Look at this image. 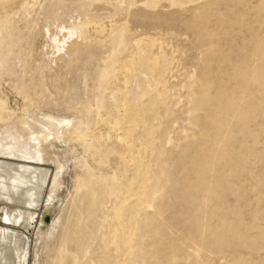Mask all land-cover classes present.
<instances>
[{"label":"rangeland","instance_id":"374dc122","mask_svg":"<svg viewBox=\"0 0 264 264\" xmlns=\"http://www.w3.org/2000/svg\"><path fill=\"white\" fill-rule=\"evenodd\" d=\"M35 1H12L7 20L10 27L4 34L10 60L0 73V114L21 116L37 104L35 109L43 115H38L39 120L50 115L53 122L63 123L69 117L62 109L46 104L47 97H41L36 80L42 79L50 87L52 77L58 81L72 77L75 62L71 55L76 46L71 42L85 40L80 36L66 40L76 22L88 20L86 29L92 36L97 34L94 28L102 24V34L109 37L115 20L119 24L126 21L129 48L115 54L117 67L100 87V115L94 110L89 115L88 132L95 147L85 152L83 143H55L69 155L61 174L62 183L52 199L43 201L48 196L45 189L41 206L25 228L21 222L4 220L6 207L13 203L0 201V226L27 237L26 264H34L36 253L37 264L42 263L46 233L67 202L78 170L74 160L82 155L95 177L102 175L110 181L112 173H117L113 188L105 197L103 213L93 219L92 225L93 232L98 227L104 232L102 246L109 245L108 217L117 202L114 196L117 191L134 192L141 177L130 188L129 165L134 168V164L122 155L128 153L121 146H114L112 151L106 149L114 141L119 144L126 122L136 114L151 119V91L162 83L159 77L134 75L129 95L141 100L143 106L136 113L131 104L118 106L123 96L118 90H123L118 66L134 54L135 41L147 35L156 37L168 54L167 44L178 46L180 63L167 75L168 100L163 98L154 109L155 117H162V125L156 133L158 144L153 153L157 155H149L148 150L143 157L153 173V185L145 191L147 207L141 212L135 237L141 255L134 258L133 264H149L152 253L159 254L162 260L176 256L174 264H185L188 259L190 264H243L236 258L245 254L243 247L258 254L264 252V0H199L176 5L159 0L155 9L142 4L143 0L132 4L128 0H93L90 13L82 10L80 0ZM113 4L118 6L115 14ZM167 28L172 31L165 32ZM52 37L59 40V49L51 45ZM205 49L215 53L205 56ZM13 70L21 73V78ZM143 84L148 89L141 96ZM22 88L26 89V96ZM124 108L130 112L128 119L114 125V117ZM151 136L142 123L132 130L134 140ZM3 157L0 154V160ZM6 160L28 165L20 158ZM125 164L129 171L123 170ZM40 166L51 172L55 168L50 160L42 161ZM22 169L20 173L27 172L26 167ZM16 186L2 184L0 193L12 196L24 190ZM140 197L139 193L134 194L133 211ZM128 214L126 221L134 217ZM121 229L125 231V226ZM88 241L93 245L95 238ZM119 245L127 254V239L120 238ZM258 254L253 257L258 258ZM205 255L210 259H205Z\"/></svg>","mask_w":264,"mask_h":264},{"label":"bare ground","instance_id":"6f19581e","mask_svg":"<svg viewBox=\"0 0 264 264\" xmlns=\"http://www.w3.org/2000/svg\"><path fill=\"white\" fill-rule=\"evenodd\" d=\"M12 1L0 0V73L8 66L6 62L10 60L9 54L6 53L7 43L4 34L10 27L7 20H9V12L13 6ZM195 1L199 0H168L170 5ZM35 2H40V0ZM92 2L93 0H80L79 4L84 12L90 13ZM133 2L134 0H128L129 4ZM141 2L145 6L155 9L159 0H143ZM117 10L118 6L113 4L114 14ZM88 23V20L76 22L74 30L69 32L66 38V40L74 39L77 36L85 38L79 43L71 42L76 46L71 55V60L75 62L71 71L72 77L60 79L64 83H59L60 80L58 81L56 76L52 77L48 84L53 89L42 79L36 80L41 97H47L46 104L51 108L62 109L69 114V117L63 123L53 122V116L50 117V115L46 119L39 120L37 117L41 114V110L35 109L37 104L32 105V108L21 116H15L13 113L0 114V121L6 117V121L0 125V154L5 156V158L3 157L4 160H0V187L7 183L16 184L17 188L21 186L24 189L20 188L23 191L12 196L0 193V201L13 203L12 207H6L4 220L15 224L21 222L22 228L27 227L28 221L36 215L35 211L41 206L45 189H48V196L43 201L49 202L62 183L61 174L66 168L65 160L69 154L65 148L56 147L55 143L60 142L62 145L69 142L83 143L85 152L95 147L88 132L89 115L92 110L96 115L99 114L102 99L98 97V94L100 87L117 67L115 54L124 52L129 48L128 40L125 37V33L128 32L126 21L119 24L115 20L114 24L111 25L109 37L102 34L104 30L102 24H98L94 28L96 35H90L86 29ZM170 29L167 28L165 32L172 31ZM166 36L170 39L174 38L171 35ZM58 42L56 37L50 38L51 45L57 49H59ZM135 43L134 54L128 60H122L118 66L119 73L123 75V90L118 89L123 96L118 106L123 108L125 105L131 104L133 113H136L143 106L141 100L129 95L128 87L130 79L134 75L159 77L162 79V83L160 88L154 87L151 91L154 105L151 109V119H146L144 114L143 116L136 114L132 120L126 122L124 132L118 140L120 145L114 141L106 150L112 151V148L115 149L114 146H121V149L126 150L128 155L122 154L124 159L127 161L128 158V161L134 164V168L129 165L131 171L128 174V185L132 188L140 176L139 187H135L134 192L128 191L122 194L116 192L114 197L117 198V202L112 205L108 217L110 242L107 247H103L100 240L103 238L104 232L101 227L93 232V219L102 215L105 197L110 194L113 188L112 180L116 178L117 173L113 172L110 176L111 180L105 181L102 175L94 176L85 155L75 158L74 166L78 170L75 171L73 188L69 191L67 202L61 209L59 216L52 222L46 233L45 256L42 263L39 264H133L134 258L141 255L138 253L141 247L137 246L135 237L139 228L138 225L142 221L141 212L147 207L144 198L145 191L151 186L153 180L150 166L143 160V157L148 150L149 155H157L153 152L158 144L156 133L162 125V117L156 118L154 109L163 98L168 100L167 75L178 66L180 60L178 59V46H173L171 43L167 44L168 54L165 46L161 45V42L152 35L142 37ZM153 47H156L157 50L155 51ZM214 53L205 49L203 55H213ZM7 70L9 71V69ZM12 73L21 78V73H16L14 70ZM10 75L11 72L8 73V76ZM56 81H58L57 84H54ZM141 89V96L146 95L148 86L143 84ZM22 93L24 96L28 94L25 88H22ZM164 106L167 107V104L164 103ZM129 115L130 112L124 108L116 114L112 123L114 125H118L121 121L125 123V119H128ZM41 117L43 115H40ZM139 123H142L143 129L147 131L148 135L151 134V137H145L142 141L132 138V130ZM133 151L135 154H132ZM11 157L24 159L28 165L6 160ZM44 160H50L54 163L53 172L40 166ZM20 166L26 167L27 172L20 173V168L21 170L24 169ZM124 167V171H129L126 164ZM15 178L19 179L18 183L16 182L17 179L14 181ZM136 193H139L141 197L138 199L135 211H133L134 201L132 198ZM126 214L130 217L134 216L133 219L128 217L130 222L126 221ZM123 226H125V231H121ZM89 238H95L93 245L89 243ZM120 238L127 239L128 242L127 254L125 255L119 245ZM27 245L28 241L25 235L0 226V264H26L25 251ZM243 248L246 250L243 257L236 256L243 264H264V252L258 254L246 246ZM192 254L195 252L193 251ZM254 254H258L259 257L254 258ZM217 256L221 261V256L219 254ZM175 257L168 256L162 260L159 254L152 253L153 260L149 264H174ZM37 258L38 254L36 253L34 264H37ZM208 258L205 255V259ZM193 259L195 261V258ZM141 264L147 263L142 262ZM185 264H190L189 259L185 261Z\"/></svg>","mask_w":264,"mask_h":264}]
</instances>
